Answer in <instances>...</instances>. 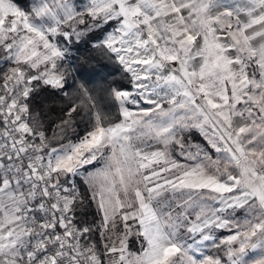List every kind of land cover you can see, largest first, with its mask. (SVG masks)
Returning a JSON list of instances; mask_svg holds the SVG:
<instances>
[{
    "label": "snow or ice",
    "instance_id": "6c2138e0",
    "mask_svg": "<svg viewBox=\"0 0 264 264\" xmlns=\"http://www.w3.org/2000/svg\"><path fill=\"white\" fill-rule=\"evenodd\" d=\"M92 32L128 87L69 83ZM0 64V264H264V0H0Z\"/></svg>",
    "mask_w": 264,
    "mask_h": 264
},
{
    "label": "trees",
    "instance_id": "16d2710c",
    "mask_svg": "<svg viewBox=\"0 0 264 264\" xmlns=\"http://www.w3.org/2000/svg\"><path fill=\"white\" fill-rule=\"evenodd\" d=\"M16 2L19 6L27 8L30 0H16ZM100 35L99 32H92L82 37L79 42L74 39L72 44L69 45L70 51L64 64V67L68 68L70 72L69 83L72 82L73 78H76L77 83L81 80L90 81L88 86L96 90L128 87L126 74L123 73L120 66L115 61L103 56L99 49L93 47V42ZM0 67H3V65L0 64ZM77 72L79 75H77ZM74 90L75 85L68 89L69 93H73ZM66 104V97L54 94L50 89L41 88L34 94L32 105L41 112L49 136L58 131L56 125L66 118L64 113ZM76 127L79 134L82 135L84 127L80 124L78 117ZM192 134L205 145L197 133L192 132ZM69 135H71V131H69ZM90 212L92 215L88 216L89 220L92 219L95 213L94 206L90 209ZM130 247L133 249L139 247V243L135 238H130ZM208 251L215 250L208 249Z\"/></svg>",
    "mask_w": 264,
    "mask_h": 264
},
{
    "label": "rangeland",
    "instance_id": "374dc122",
    "mask_svg": "<svg viewBox=\"0 0 264 264\" xmlns=\"http://www.w3.org/2000/svg\"><path fill=\"white\" fill-rule=\"evenodd\" d=\"M77 2L79 3V2H82V0H77ZM73 39H75V38H73ZM194 133H197L198 134V136L200 137V139L206 144V142L203 140V137L198 133V132H196L195 130L193 131ZM186 135V139H188V140H190L191 142H193V143H197V144H200V145H202L203 146V144L198 140V137H196V136H194L192 133L190 134V136L188 135V134H185ZM179 159H181V161L183 162V158L182 157H178ZM227 233V232H226ZM228 234V233H227ZM226 234V235H227ZM217 236H218V239H219V237H221V236H225V233H217ZM134 238V237H133Z\"/></svg>",
    "mask_w": 264,
    "mask_h": 264
},
{
    "label": "crops",
    "instance_id": "0c3cea01",
    "mask_svg": "<svg viewBox=\"0 0 264 264\" xmlns=\"http://www.w3.org/2000/svg\"><path fill=\"white\" fill-rule=\"evenodd\" d=\"M73 40H74V39H73ZM218 233H219V234H220V233H225V235L227 234L226 231H220V232H218Z\"/></svg>",
    "mask_w": 264,
    "mask_h": 264
}]
</instances>
